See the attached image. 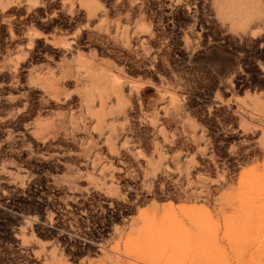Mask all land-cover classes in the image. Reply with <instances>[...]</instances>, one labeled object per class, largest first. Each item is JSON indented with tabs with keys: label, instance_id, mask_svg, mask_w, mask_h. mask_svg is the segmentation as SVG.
<instances>
[{
	"label": "rangeland",
	"instance_id": "1",
	"mask_svg": "<svg viewBox=\"0 0 264 264\" xmlns=\"http://www.w3.org/2000/svg\"><path fill=\"white\" fill-rule=\"evenodd\" d=\"M0 264H264V0H0Z\"/></svg>",
	"mask_w": 264,
	"mask_h": 264
}]
</instances>
